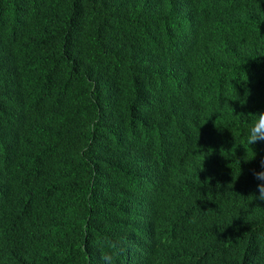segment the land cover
Wrapping results in <instances>:
<instances>
[{"label":"trees","instance_id":"16d2710c","mask_svg":"<svg viewBox=\"0 0 264 264\" xmlns=\"http://www.w3.org/2000/svg\"><path fill=\"white\" fill-rule=\"evenodd\" d=\"M260 111L264 0H0V264H264Z\"/></svg>","mask_w":264,"mask_h":264},{"label":"clouds","instance_id":"9594fccd","mask_svg":"<svg viewBox=\"0 0 264 264\" xmlns=\"http://www.w3.org/2000/svg\"><path fill=\"white\" fill-rule=\"evenodd\" d=\"M249 115V114H248ZM264 142V111H260L254 114V119L247 129L246 143L249 146ZM255 158V153L253 159ZM260 171L252 170V175L256 181H258L256 190L258 195L252 194L249 197L253 201L264 202V159L260 161ZM219 187V185H217ZM248 197V198H249ZM107 264H111V256L106 253L103 258Z\"/></svg>","mask_w":264,"mask_h":264}]
</instances>
